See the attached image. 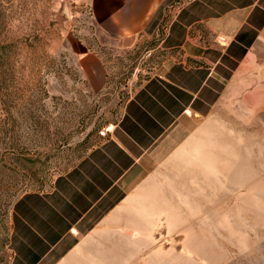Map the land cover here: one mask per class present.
Listing matches in <instances>:
<instances>
[{
  "label": "crops",
  "instance_id": "1",
  "mask_svg": "<svg viewBox=\"0 0 264 264\" xmlns=\"http://www.w3.org/2000/svg\"><path fill=\"white\" fill-rule=\"evenodd\" d=\"M72 2L89 10L102 37L120 43L155 33L176 3L160 46L179 48L182 58L170 56L137 84L89 155L25 209L37 220L33 253L49 264H195L167 237L192 220L210 222L204 207L214 203L185 196L179 175L200 173L199 159L210 156L201 134L217 109L264 110V0ZM244 46L227 79V60ZM73 48L85 79L104 90L107 58L78 41Z\"/></svg>",
  "mask_w": 264,
  "mask_h": 264
},
{
  "label": "rangeland",
  "instance_id": "2",
  "mask_svg": "<svg viewBox=\"0 0 264 264\" xmlns=\"http://www.w3.org/2000/svg\"><path fill=\"white\" fill-rule=\"evenodd\" d=\"M170 5L155 33L120 43L102 37L72 0H0V264H49L33 253L37 220L26 213L89 155L137 84L170 56L182 58L160 46L175 17ZM75 41L107 58L104 90L85 79ZM243 56L227 60V79ZM211 118L201 134L210 156L179 183L185 196L213 201L204 207L212 219L184 223L189 229L170 233L167 244L195 264H264V110L234 103Z\"/></svg>",
  "mask_w": 264,
  "mask_h": 264
},
{
  "label": "built area",
  "instance_id": "3",
  "mask_svg": "<svg viewBox=\"0 0 264 264\" xmlns=\"http://www.w3.org/2000/svg\"><path fill=\"white\" fill-rule=\"evenodd\" d=\"M106 133H107L106 129H103V130H101V131L99 132L100 136H103V137L106 136Z\"/></svg>",
  "mask_w": 264,
  "mask_h": 264
},
{
  "label": "water",
  "instance_id": "4",
  "mask_svg": "<svg viewBox=\"0 0 264 264\" xmlns=\"http://www.w3.org/2000/svg\"><path fill=\"white\" fill-rule=\"evenodd\" d=\"M64 14H65V15L67 14V9H66V7H64Z\"/></svg>",
  "mask_w": 264,
  "mask_h": 264
},
{
  "label": "trees",
  "instance_id": "5",
  "mask_svg": "<svg viewBox=\"0 0 264 264\" xmlns=\"http://www.w3.org/2000/svg\"><path fill=\"white\" fill-rule=\"evenodd\" d=\"M245 52H246V50H245V49H244V50H242V52H241V55L245 54Z\"/></svg>",
  "mask_w": 264,
  "mask_h": 264
}]
</instances>
